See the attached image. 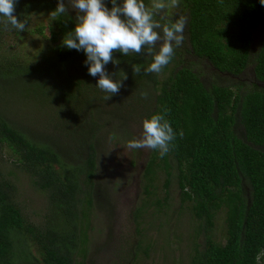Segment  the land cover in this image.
Listing matches in <instances>:
<instances>
[{
    "label": "trees",
    "instance_id": "16d2710c",
    "mask_svg": "<svg viewBox=\"0 0 264 264\" xmlns=\"http://www.w3.org/2000/svg\"><path fill=\"white\" fill-rule=\"evenodd\" d=\"M166 3L187 18L183 43L159 73L143 71L151 62L144 52L114 51L118 63L106 70L127 78L107 99L85 54L62 44L76 10L69 6L53 17L57 0H17L15 14L26 26L30 14L47 12L51 23L37 31L51 44L35 62L0 56V152L9 165L7 171L0 166V264H134L142 207H132L130 222H121L118 195L97 169L115 143L139 137L143 118L155 112H164L177 133L170 151L161 157L149 148L132 150L145 157V198L154 194L159 172L165 187L175 176L181 203L198 220L203 239L194 243L189 264H264V5ZM154 18L162 27L178 19L169 11ZM134 63L142 66L139 73ZM11 98L31 102L43 125L17 118L21 112L7 107ZM16 170L47 198L35 221L17 202ZM219 212L221 241L212 236ZM93 217L102 226L99 240L90 238Z\"/></svg>",
    "mask_w": 264,
    "mask_h": 264
},
{
    "label": "rangeland",
    "instance_id": "374dc122",
    "mask_svg": "<svg viewBox=\"0 0 264 264\" xmlns=\"http://www.w3.org/2000/svg\"><path fill=\"white\" fill-rule=\"evenodd\" d=\"M157 11L158 13L169 11L178 19L182 13L174 4ZM50 20L47 12L32 13L25 30L17 32V29L5 22L6 19L0 18V56H15L18 61H37L42 54L49 52L51 44L49 38L38 32L37 28L50 24ZM47 27L44 30L45 35H48ZM5 101L7 99L2 100V102ZM32 106V103L27 100L17 102L11 98L7 107L21 112L17 114V118L20 116L21 119L27 120L33 117L34 121L39 118L41 121L38 124L43 125L42 116L36 110H31ZM6 156L8 157L7 153L4 155L0 152V166L7 171L9 165ZM99 160L98 175L110 180L109 187L112 194L114 192L115 196L118 195L116 211L122 214L120 221L127 224L130 219L129 210L132 207L134 209L138 206L142 207L140 228L143 230L142 235L137 239L139 241L142 239V246L134 264H189V255L193 251L194 243L200 242L203 235L197 231L198 220L192 215L188 206L186 204L183 206L180 201L175 176L172 177L169 186L165 187V174L159 172L153 182L154 187H150L154 194L148 201L143 188L146 182L145 179L143 180L144 154L129 149L127 143L122 142L115 143ZM16 176L20 179L19 181L16 179L17 202L24 214L35 221L45 211L47 198L40 190L31 186L25 174L22 176L16 170V175L12 174L11 178L14 179ZM158 198L163 203L162 207L154 202ZM144 201L147 202L142 205ZM101 227V224L97 223L93 217L89 230L91 240L102 238ZM224 235V215L219 212L212 236L221 241Z\"/></svg>",
    "mask_w": 264,
    "mask_h": 264
},
{
    "label": "clouds",
    "instance_id": "9594fccd",
    "mask_svg": "<svg viewBox=\"0 0 264 264\" xmlns=\"http://www.w3.org/2000/svg\"><path fill=\"white\" fill-rule=\"evenodd\" d=\"M259 2L264 5V0ZM16 3L17 0H0V17L6 18L5 22L15 29L25 30L26 20L15 14ZM69 6L76 10L74 26L64 34L62 44L85 54L87 71L97 77L95 84L100 89L110 93L107 99L120 91L127 78L125 72L116 79L114 73L106 70L109 62L118 63L114 51L124 56L144 52L151 62L143 71L159 73L171 61L175 47L185 39L186 17L163 27L154 18L157 10L168 7L166 0H153L150 7L145 0H67V5L65 0H57L51 15L68 13ZM132 69L139 73L142 66L134 63ZM176 135L165 113L155 112L143 118L141 135L129 139L127 147L149 148L163 157L170 151Z\"/></svg>",
    "mask_w": 264,
    "mask_h": 264
}]
</instances>
